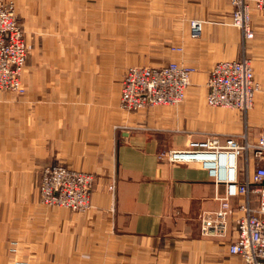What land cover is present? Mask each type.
Here are the masks:
<instances>
[{"label": "crops", "instance_id": "0c3cea01", "mask_svg": "<svg viewBox=\"0 0 264 264\" xmlns=\"http://www.w3.org/2000/svg\"><path fill=\"white\" fill-rule=\"evenodd\" d=\"M12 1L29 51L25 94L0 92V264H241L228 252L232 221L223 237L200 234L223 185L198 163L157 156L208 134L256 141L264 128V13L251 15L245 55L259 91L243 115L205 103L211 67L241 55L229 0ZM192 19L202 23L198 39ZM170 62L194 69L180 104L120 108L128 68ZM57 161L93 175L85 213L38 203L41 169Z\"/></svg>", "mask_w": 264, "mask_h": 264}, {"label": "built area", "instance_id": "2783aa9c", "mask_svg": "<svg viewBox=\"0 0 264 264\" xmlns=\"http://www.w3.org/2000/svg\"><path fill=\"white\" fill-rule=\"evenodd\" d=\"M230 24L240 31L241 42L254 36L251 15L264 13V0H229ZM190 37L198 39L202 23L190 22ZM23 31L11 4L0 3V92L21 94V69L27 51ZM180 51L181 49H177ZM194 69L170 62L157 67H130L124 73L119 106L126 112L147 108L171 107L180 104L190 85ZM206 105L211 108L240 112L252 108L259 84L250 61L242 55L236 60L216 62L206 81ZM160 162L198 163L207 171L215 185L224 191L215 197L218 207L200 219L202 236L223 237L229 221L236 233L228 252L240 257L241 264H264V128L255 142L246 133L205 135L202 140L189 141L183 150L161 152ZM249 161L254 168L249 170ZM92 174L73 170L62 163L42 170L38 188L39 202L49 208H63L72 213H85L91 208ZM114 184L107 186L112 193ZM236 217L230 219L232 202Z\"/></svg>", "mask_w": 264, "mask_h": 264}, {"label": "rangeland", "instance_id": "374dc122", "mask_svg": "<svg viewBox=\"0 0 264 264\" xmlns=\"http://www.w3.org/2000/svg\"><path fill=\"white\" fill-rule=\"evenodd\" d=\"M0 3H3V4H11L14 8H15V13H16V6H15V3L12 1V0H0ZM16 19H17V22H18V24L20 25V27H21V29H22V26H21V24L19 23V20H18V18H17V13H16ZM192 20H197V19H192ZM192 20H190V22L192 21ZM197 21H199V20H197ZM189 22V23H190ZM22 31H23V29H22ZM240 32V31H239ZM241 35V34H240ZM23 36H24V40H25V45H26V51H27V56H28V51H29V46H28V44L26 43V39H25V35H24V32H23ZM246 43L247 42H245L244 43V45H242V42H241V55H240V57L242 56V55H244L245 57H246V55H245V50H246ZM171 50V52H175V53H178V54H180V53H182V49L180 50V51H178L177 49H179V47H172V48H170ZM247 58V57H246ZM26 61H27V57H26ZM26 61H25V64H24V66L22 67V69H21V75H20V84H21V88H23V92L21 93V94H15V93H6V94H10V95H14V96H22V95H24L25 94V88H24V85H23V80H22V76H23V70H24V68H25V65H26ZM179 64V63H178ZM180 65V64H179ZM181 65H183V64H181ZM184 66H186V65H184ZM187 67H189V66H187ZM231 111V110H230ZM56 163H60L59 161H57V162H55L54 164H56ZM54 164H52V165H54ZM48 166H51V165H48ZM45 167H47V166H45ZM44 167V168H45ZM43 168V169H44ZM43 169H41V174H42V170ZM41 174H40V180H41ZM39 185H40V182H39V184H38V186H37V196H38V188H39ZM37 200H38V203L40 204V205H42L40 202H39V196L37 197ZM42 206H44V205H42ZM44 207H46V206H44ZM47 208H49V207H47ZM11 245V247L8 249V252L10 251L11 253H15L16 252V248H15V243H10ZM9 252V253H10ZM7 264H28V263H25L24 262V260H22V259H12L11 261H9V263H7Z\"/></svg>", "mask_w": 264, "mask_h": 264}]
</instances>
